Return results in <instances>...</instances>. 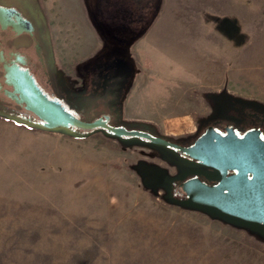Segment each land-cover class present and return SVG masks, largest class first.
Instances as JSON below:
<instances>
[{"label": "rangeland", "instance_id": "obj_1", "mask_svg": "<svg viewBox=\"0 0 264 264\" xmlns=\"http://www.w3.org/2000/svg\"><path fill=\"white\" fill-rule=\"evenodd\" d=\"M37 2L43 14L52 7L62 17L77 0ZM47 28L59 78L82 89L85 70L79 62L96 48L92 35L85 31L80 44L79 32L58 25L55 46L48 22ZM75 41L78 63L65 60L73 57L66 52ZM160 45L165 62L190 63L187 42ZM127 56L135 62L130 48ZM66 61L71 67L64 68ZM180 68L164 72V85L155 93L175 104L162 107L138 106L136 95L126 101L137 67L132 70L121 100L123 121L184 138L236 113L238 104L264 109L263 94L229 91L209 94L204 106L192 107L178 81L187 74ZM197 90L195 85L191 92ZM142 161L175 173L171 161L150 145L126 143L101 130L84 136L44 130L0 113V264H264L260 233L167 200L164 188L143 183Z\"/></svg>", "mask_w": 264, "mask_h": 264}, {"label": "crops", "instance_id": "obj_2", "mask_svg": "<svg viewBox=\"0 0 264 264\" xmlns=\"http://www.w3.org/2000/svg\"><path fill=\"white\" fill-rule=\"evenodd\" d=\"M64 1L67 5V0ZM89 2L91 16L86 0H77V5L73 3L75 8L62 17L56 10L54 13L52 7H45L44 15L51 29L53 45L59 42L53 30L58 25L79 32L76 41L80 44L85 41L89 31L96 48L81 56L79 63L84 65L94 55L101 53L107 38L128 37V50L130 48L134 56L137 72L127 91V102L136 95L138 106H168L171 100H165L163 95H156L155 92L164 85V72L167 69L173 72L175 67L187 72L178 81L182 91L189 95L192 107L204 106L205 96L222 91L248 93L257 95V98L261 94L264 96V0ZM113 4L115 8L111 6ZM57 17L59 20H56ZM171 40L188 43L192 55L187 66L163 60L168 56L163 53L160 42ZM77 43L66 52L68 55L74 54L73 57L67 56L65 60L78 63L80 48ZM63 66L71 67V64L66 61ZM195 85L198 90L192 93Z\"/></svg>", "mask_w": 264, "mask_h": 264}, {"label": "flooded vegetation", "instance_id": "obj_3", "mask_svg": "<svg viewBox=\"0 0 264 264\" xmlns=\"http://www.w3.org/2000/svg\"><path fill=\"white\" fill-rule=\"evenodd\" d=\"M110 39L113 42L110 43L107 39L101 53L83 65L85 78L81 83L82 89L70 88L69 84L58 76L47 22L37 0H0V111L8 112L17 119H38L33 111L27 109L25 102L18 101L10 95L14 91V86L7 80L5 65L18 64L29 71L46 94L59 98L77 116L86 119L103 117L113 126L124 125L128 129L148 131L158 135L159 133L147 126L130 125L123 121L119 101L135 66L133 60L127 56L129 38L113 36ZM234 109L237 110L236 113L217 117L191 136L184 138L166 136V138L173 143L188 147L193 145L209 126L223 134L226 133V127L234 128L239 134L250 129H259L264 137L262 107L242 103L234 106ZM141 143L149 145L146 142ZM157 149L171 161L170 167L175 169V173H170V169L160 163L142 161L141 164L164 167L172 176L181 174L184 167L202 166L199 159L190 156L178 146L172 145L167 150ZM153 173L148 169L141 175L157 187L164 188L165 192L166 187L171 186L172 194L177 198L186 197L181 185L185 180L200 178L208 184L218 182L208 179L202 173H190L183 179L166 184L159 177H154Z\"/></svg>", "mask_w": 264, "mask_h": 264}, {"label": "water", "instance_id": "obj_4", "mask_svg": "<svg viewBox=\"0 0 264 264\" xmlns=\"http://www.w3.org/2000/svg\"><path fill=\"white\" fill-rule=\"evenodd\" d=\"M5 68L7 80L14 86L10 95L25 102L27 109L33 111L38 119H17L3 111H0L1 114L36 128L73 136H84L101 130L126 143L146 142L162 150L172 145L178 146L199 159L202 166L184 167L181 174L172 176L164 167L140 163V174L150 169L154 177H159L166 184L183 179L190 173H202L208 179L218 181L216 184H208L200 178L185 180L181 184L186 192L184 198L175 197L171 186H167L166 199L246 227L264 237V137L261 130L250 129L239 134L234 128L226 127V133L223 134L209 126L193 145L185 147L173 143L162 134L153 135L148 131L128 129L124 125L113 126L103 117L86 119L77 116L59 98L46 94L27 69L18 64H6ZM143 183L150 187L156 186L145 176Z\"/></svg>", "mask_w": 264, "mask_h": 264}, {"label": "trees", "instance_id": "obj_5", "mask_svg": "<svg viewBox=\"0 0 264 264\" xmlns=\"http://www.w3.org/2000/svg\"><path fill=\"white\" fill-rule=\"evenodd\" d=\"M42 15L44 16L43 12H42ZM44 18H45V16H44ZM45 19H46V18H45ZM48 32H49V30H48ZM127 89H128V87H126V88L123 90L122 94H121L120 101H119L120 108H121L122 95L124 94L125 90H127ZM120 111H121V109H120ZM121 114H122V113H121ZM124 122H125V121H124ZM125 123H126V122H125ZM136 125H138V124H136ZM139 125H141V124H139ZM144 126L149 127L148 125H144ZM149 128H150V127H149Z\"/></svg>", "mask_w": 264, "mask_h": 264}]
</instances>
